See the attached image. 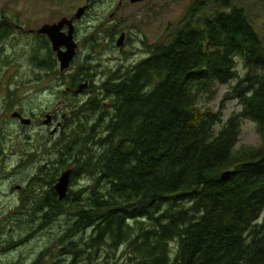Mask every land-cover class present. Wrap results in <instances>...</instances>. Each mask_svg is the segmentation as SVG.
Instances as JSON below:
<instances>
[{
	"label": "trees",
	"instance_id": "1",
	"mask_svg": "<svg viewBox=\"0 0 264 264\" xmlns=\"http://www.w3.org/2000/svg\"><path fill=\"white\" fill-rule=\"evenodd\" d=\"M209 1L210 17L195 0L146 58L99 86L84 63L71 75L70 94L87 79L93 94L63 116L50 185L71 169L70 183L89 187L36 204L47 223L68 221L55 250L33 264L48 254L46 264H264V43L243 8ZM11 24L0 16V45ZM33 48L29 65L60 76L47 42ZM218 85L228 87L219 110L202 108ZM228 101L241 110L216 131ZM246 120L259 147H238ZM39 173L42 183L48 172Z\"/></svg>",
	"mask_w": 264,
	"mask_h": 264
},
{
	"label": "rangeland",
	"instance_id": "2",
	"mask_svg": "<svg viewBox=\"0 0 264 264\" xmlns=\"http://www.w3.org/2000/svg\"><path fill=\"white\" fill-rule=\"evenodd\" d=\"M100 1L84 17L83 27L86 22L109 23L114 20L108 26L117 31L116 38H119L120 31H124L128 46L121 53L109 44H103L98 48L94 60L85 59L87 50L83 48V56L77 57L64 72H60L58 67L60 76H56L29 65L28 60L33 47L37 46V40L27 31L72 16L85 0H0V16L6 15L13 25L24 30L21 33L13 29L9 40L0 45V264H33L45 251H53L59 245L57 242L68 221L67 216L51 217L47 223L44 215L37 212L35 204V199L51 186L56 166L53 146L62 132L58 130L52 136L56 122L46 128L43 121L45 114H55L60 120L68 108L83 105L93 94H84L79 98L76 96L80 94L73 96L69 93L70 77L79 64L84 63L88 67L92 82L95 87L99 86L109 72L121 67L127 69L146 58L148 47L162 41L172 29L178 27L195 0H147L137 6L138 10L128 9L118 13H115L117 0ZM200 1L206 5L200 10V16L210 17L216 7L209 0ZM229 1L231 5L245 10L264 43V0ZM111 14L115 19L110 18ZM91 32L82 30L81 38L86 33L88 37ZM237 71L244 75L241 66ZM227 90L226 85H218L214 99L207 101L203 98L200 106L218 111ZM240 110L236 101L226 102L222 124L217 125L215 130L218 131L233 113ZM14 112L32 120V125L25 127L11 119ZM242 146H260L255 125L248 120L243 121L241 126L238 147ZM43 161L51 164L48 174L41 176L42 183H38L35 178L40 174ZM45 182H49V186ZM86 184L89 187L83 179L70 183L69 191L75 193ZM263 217L264 212L261 219ZM48 255L50 259L40 264L50 262L51 254Z\"/></svg>",
	"mask_w": 264,
	"mask_h": 264
},
{
	"label": "flooded vegetation",
	"instance_id": "3",
	"mask_svg": "<svg viewBox=\"0 0 264 264\" xmlns=\"http://www.w3.org/2000/svg\"><path fill=\"white\" fill-rule=\"evenodd\" d=\"M146 1L147 0H140L139 2L133 3L132 0H117L116 6H115V13H118L120 11H127L128 9L129 10L130 9H137L138 10L139 7H137V6L141 5L142 3H145ZM100 2H101L100 0L99 1L98 0H85L84 5L78 8V9H80V8L85 7V12H84L83 16L79 20H76L74 18L76 12L78 11V9L75 12V14H73L72 16L66 18L68 20H73V26H74L73 39H74V42L76 44V54H75L74 60H76L77 57H80V55L83 56V52H85V50H87V53L85 55V59L86 60H94V58H95V56H96V54L98 52V48L101 45L106 44V43L109 44L110 46H112L116 51H119L121 53H123L125 48L128 46L127 34L124 31H120V33H119V37L122 34H124L123 45L121 47H117L116 46V42L119 39V38H116L118 36V33H116L117 32L116 30H112V28H110L108 26L114 20H112L109 23L108 22H86V26L83 27V19H84V17L86 15H88L90 13V11ZM110 18L111 19H115L114 14H111ZM56 23H58V22H54V23H51V24H56ZM51 24H49V25H51ZM11 26L14 29V31L17 30V31H20L21 33L24 32L22 27H19V26L13 25V24H11ZM38 29H36V30H38ZM36 30H30V31H36ZM82 30H84V31L91 30L92 32L88 33L89 34L88 37H87V33H86L85 37L81 38ZM30 31H27V34L29 36L34 37L37 41L39 39H43V40H45L47 42L51 52L54 54V57L57 60L56 54L51 49V44H50V41L48 40V38L46 36H43V35H37V34H35L33 32H30ZM61 32L62 33H67L68 32V28L64 27L61 30ZM83 48H85L84 51L82 50ZM62 50H64V48H62ZM121 68H122V70L125 69L124 67H121ZM85 83H87L88 86L83 90V92L80 95H78V96L75 95V92L79 88V85H78L77 88H75L72 91L71 94L76 96V97H79V98L83 97L84 94H85V91L88 90L90 88V86H91V80L90 79L84 80L81 84H85ZM92 84H93V86H95L94 83H92ZM47 115H50L52 117V119H51L50 123L47 126H45V125H43V126L48 128V127L53 126L54 123L56 122V127L54 129H56L57 132H58V130L61 129L63 117L60 120H58V117L55 114L54 115L45 114V119H46ZM14 121L18 122V120H14ZM31 125H32V120H31L30 126ZM54 129L52 131H54ZM52 136H54V135H52ZM50 164H49V162L43 161L41 168H43L44 171H47L49 169V165ZM53 186H54V184L51 185L50 187H48V190L46 192L42 193L40 195V197H37L35 199V204H37L38 202H41V200H43V198H45L48 193H50L51 191H54L53 190ZM47 213H49V212H47ZM41 214L44 215V212H42Z\"/></svg>",
	"mask_w": 264,
	"mask_h": 264
},
{
	"label": "water",
	"instance_id": "4",
	"mask_svg": "<svg viewBox=\"0 0 264 264\" xmlns=\"http://www.w3.org/2000/svg\"><path fill=\"white\" fill-rule=\"evenodd\" d=\"M139 1L140 0H132L133 3ZM84 12H85V7L78 9L74 18L76 20H79L83 16ZM64 27L68 28L67 33L61 32V30ZM30 32H33L37 35H43L48 38L51 44V49L56 54L60 72H64L70 68L76 54V44L73 39V33H74L73 20L62 18L56 24H51V25L45 24L42 27H40L38 30L30 31ZM123 41H124V34H122L119 37V39L116 42V46L121 47L123 45ZM62 48H64V50H62ZM87 86H88L87 83L80 85L78 90L75 92V94L76 95L81 94L82 91ZM11 119L18 120V122L25 127H28L31 124L30 119L23 117L20 113L17 112L12 113ZM51 119L52 117L50 115H47L46 119L43 121V125L47 126L50 123ZM56 132L57 130L54 129V131L51 132V135H55ZM71 174H72L71 170L64 171L58 177L56 183L53 186V190L60 201L64 200L68 195ZM229 175L230 172L224 173L222 179L227 180Z\"/></svg>",
	"mask_w": 264,
	"mask_h": 264
},
{
	"label": "bare ground",
	"instance_id": "5",
	"mask_svg": "<svg viewBox=\"0 0 264 264\" xmlns=\"http://www.w3.org/2000/svg\"><path fill=\"white\" fill-rule=\"evenodd\" d=\"M58 63V62H57ZM129 82V81H128ZM82 85V84H81ZM80 86V85H79ZM78 90V89H77ZM122 98V97H121ZM73 153V152H72ZM66 158H68V157H66ZM50 164V163H49ZM112 167V166H111ZM92 168V167H91ZM95 168V167H94ZM42 169V168H41ZM68 170H71V169H68ZM65 171H67V170H65ZM72 171V170H71ZM92 171V170H91ZM64 172V171H63ZM62 172V173H63ZM42 173V172H41ZM226 173V172H225ZM61 175V173L59 174V176ZM72 175V174H71ZM41 176V175H40ZM58 176V177H59ZM179 176V175H178ZM223 176V175H222ZM71 178V177H70ZM58 179V178H57ZM57 181V180H56ZM85 181V180H84ZM36 186V185H35ZM86 190V189H85ZM83 191V190H82ZM82 191H79V192H81L82 193ZM84 192V191H83ZM38 193V192H37ZM42 194V193H41ZM98 200V199H97ZM31 214V213H30ZM30 234V233H29ZM50 256V255H49ZM48 257V256H47ZM78 261V260H77ZM40 263H42V262H40ZM69 263V262H68Z\"/></svg>",
	"mask_w": 264,
	"mask_h": 264
}]
</instances>
